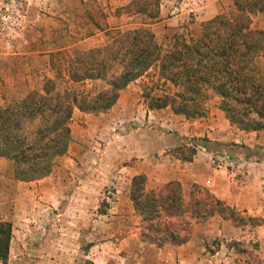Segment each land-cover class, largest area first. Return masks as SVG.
I'll use <instances>...</instances> for the list:
<instances>
[{
	"label": "trees",
	"instance_id": "obj_1",
	"mask_svg": "<svg viewBox=\"0 0 264 264\" xmlns=\"http://www.w3.org/2000/svg\"><path fill=\"white\" fill-rule=\"evenodd\" d=\"M230 1L231 7L201 23L196 35L176 36L169 49L158 43L148 27L122 31L95 25L105 32V45L72 53L51 52L52 78L45 77L40 88L11 96L9 102L6 95L2 98L0 158L11 163L14 181L30 183L50 175L56 160L67 154L74 111L94 115L109 111L122 90L151 71L174 91L148 94V109L169 107L174 114L196 120L208 116L207 104L215 100L230 125L246 132L263 130L264 72L258 61L264 57V30L253 26V17L264 12V0ZM121 11L156 21L159 0H133ZM58 81L64 83L62 89ZM87 83L98 85L88 90ZM197 145H191L188 157L185 147L175 152L189 161ZM146 182L144 175H135L129 199L139 220L140 240L156 248L185 244L194 223L214 216L239 227L260 224L259 219L226 206L199 185L184 193L176 181L152 190ZM10 240V223L0 221V264L8 261ZM226 247L241 257L237 263L264 264L257 243L230 242Z\"/></svg>",
	"mask_w": 264,
	"mask_h": 264
},
{
	"label": "rangeland",
	"instance_id": "obj_2",
	"mask_svg": "<svg viewBox=\"0 0 264 264\" xmlns=\"http://www.w3.org/2000/svg\"><path fill=\"white\" fill-rule=\"evenodd\" d=\"M132 1L0 0V106L5 103L3 95L9 102L11 96L40 88L45 77L52 78L48 67L51 52L65 49L72 53L105 45L108 38L95 25L122 31L148 27L165 49L176 36L189 39L195 33L194 17L186 14L181 30L166 34L164 21L171 12L163 9L160 15V9L172 6L173 0H159L156 21L125 15L121 10ZM230 7L231 1L225 11ZM258 22L253 17L254 27L258 28ZM155 75L151 71L131 86L133 94L126 100L136 104L135 114L142 100L147 107L148 94L173 93L174 89L157 81ZM97 85L87 83L86 89L95 90ZM58 87L62 89L64 83L58 81ZM133 111L119 109L113 114L107 111L84 117L85 113L75 110L70 122L71 148L56 160L49 179L20 183L14 181L13 171H0V221L11 225L6 264H156L154 252L122 244L135 233L136 220L127 216L126 207L125 217L113 213L118 202L126 201L123 189L132 172L114 171L109 162L110 146L114 134L122 136L126 128L146 126L143 120L134 119ZM161 130L176 134L167 126ZM191 149L185 147L187 157ZM215 248L212 241L209 249ZM223 252L227 264H240V256Z\"/></svg>",
	"mask_w": 264,
	"mask_h": 264
},
{
	"label": "crops",
	"instance_id": "obj_3",
	"mask_svg": "<svg viewBox=\"0 0 264 264\" xmlns=\"http://www.w3.org/2000/svg\"><path fill=\"white\" fill-rule=\"evenodd\" d=\"M172 6L163 9L171 12L164 22L166 34L181 30L186 14H192L194 36L201 23L225 11L229 0H173ZM258 28L264 30V12L255 15ZM190 36V37H191ZM259 66L264 72V57L259 59ZM143 78V77H142ZM131 83L121 91L116 104L107 112L113 114L119 109L134 110V119L145 122L146 126L129 127L123 130L122 136L113 135L109 144L112 150L109 162L115 168L131 171L132 175L124 188L126 201L116 204L120 217L126 214L135 222V233L124 238L125 246L132 243L140 252L152 251L156 254V264H227L226 247L230 242L249 244L257 242L259 253L264 259V129L258 132L240 131L230 125L216 101L207 104L209 115L205 118L188 120L183 115L174 114L169 107L161 110H150L142 103L137 106L127 97L132 96ZM142 110V113H141ZM87 117L88 114H82ZM162 115H166L163 117ZM167 126L176 134L167 135L161 128ZM117 135V136H116ZM116 138H121L118 141ZM205 139V141L201 140ZM197 145L196 153L191 160L185 161L176 154L178 147ZM70 141L68 151L71 148ZM262 153V154H261ZM221 160L216 163L215 160ZM234 164V168L228 166ZM0 171H12L10 162L0 158ZM146 177L147 189H157L163 184L176 181L186 193L192 185L205 186L218 200L244 216L257 218L260 224L255 227L236 226L230 220L214 216L204 223H194L190 239L178 247L166 246L161 249L142 242L138 236V219L134 214L129 199L131 180L135 175ZM51 178V174L40 182ZM35 182H30L35 183ZM126 216V218H128ZM212 241L219 243V248L211 252Z\"/></svg>",
	"mask_w": 264,
	"mask_h": 264
}]
</instances>
